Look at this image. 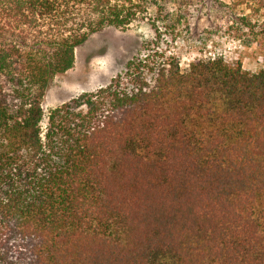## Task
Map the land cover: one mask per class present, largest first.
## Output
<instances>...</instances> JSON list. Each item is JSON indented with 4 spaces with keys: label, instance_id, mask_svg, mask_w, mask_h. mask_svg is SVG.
Masks as SVG:
<instances>
[{
    "label": "trees",
    "instance_id": "obj_1",
    "mask_svg": "<svg viewBox=\"0 0 264 264\" xmlns=\"http://www.w3.org/2000/svg\"><path fill=\"white\" fill-rule=\"evenodd\" d=\"M167 2L0 0V264H264V69L155 42L43 130L76 49Z\"/></svg>",
    "mask_w": 264,
    "mask_h": 264
},
{
    "label": "rangeland",
    "instance_id": "obj_2",
    "mask_svg": "<svg viewBox=\"0 0 264 264\" xmlns=\"http://www.w3.org/2000/svg\"><path fill=\"white\" fill-rule=\"evenodd\" d=\"M167 6L176 19L167 28L156 18L158 13L151 12L126 28L106 27L93 33L76 49L73 68L54 76L48 87L44 131L51 109L107 86L129 60L155 42L169 55L180 56L182 65L202 55H223L232 62L242 61L246 69H264V0H168ZM98 74L103 76L93 81Z\"/></svg>",
    "mask_w": 264,
    "mask_h": 264
},
{
    "label": "bare ground",
    "instance_id": "obj_3",
    "mask_svg": "<svg viewBox=\"0 0 264 264\" xmlns=\"http://www.w3.org/2000/svg\"><path fill=\"white\" fill-rule=\"evenodd\" d=\"M97 71H98V70H97ZM97 71H96V72H97ZM102 73H103V72H102ZM102 73H101V74H102ZM99 76H101V75H99V74L96 75V76L94 77L95 79H93V81L100 80V79L98 78ZM102 76H103V75H102ZM102 76H101V77H102ZM101 77H100V78H101ZM89 83H90V82H89Z\"/></svg>",
    "mask_w": 264,
    "mask_h": 264
}]
</instances>
